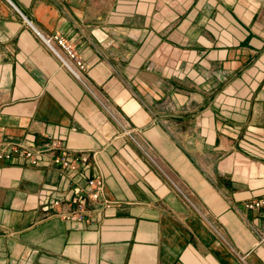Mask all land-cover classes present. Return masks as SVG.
Wrapping results in <instances>:
<instances>
[{"label": "crops", "instance_id": "0c3cea01", "mask_svg": "<svg viewBox=\"0 0 264 264\" xmlns=\"http://www.w3.org/2000/svg\"><path fill=\"white\" fill-rule=\"evenodd\" d=\"M0 151V264H264V0H0ZM97 174L90 223L45 211Z\"/></svg>", "mask_w": 264, "mask_h": 264}, {"label": "built area", "instance_id": "2783aa9c", "mask_svg": "<svg viewBox=\"0 0 264 264\" xmlns=\"http://www.w3.org/2000/svg\"><path fill=\"white\" fill-rule=\"evenodd\" d=\"M13 6V4H12ZM26 24L32 27V24L22 16ZM33 28V27H32ZM36 35L40 37L45 47L54 55L60 62L61 66L68 70L72 76L79 81L82 85H85L84 73L86 66L83 61L75 54L71 46L66 40L60 36H48L43 35L34 30ZM109 117L120 128L123 135L134 140L136 133L129 126V124L122 120V118L113 113L104 104H101ZM136 142V141H135ZM137 143V142H136ZM12 146L10 153L21 154L30 165H36L43 151L36 150L32 147L23 148ZM59 151L52 157V164L59 167L62 170L76 171L80 165L89 164L90 155L85 152H79L74 157H71L61 146L60 141L52 142L48 151ZM10 153L0 151V159H8ZM94 154L92 155V157ZM72 185L71 183H69ZM72 196L67 198L65 195H61L51 201L46 207H44L47 213L52 216L61 218L62 220H75L77 222L90 223L92 217V207L97 204L99 208L108 207V203L103 199L104 180L100 174L88 179L85 187H79L72 185ZM244 208L247 211L262 213L264 215V197L258 200L246 202ZM258 235V243L264 245V229L256 231Z\"/></svg>", "mask_w": 264, "mask_h": 264}]
</instances>
